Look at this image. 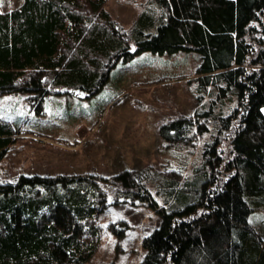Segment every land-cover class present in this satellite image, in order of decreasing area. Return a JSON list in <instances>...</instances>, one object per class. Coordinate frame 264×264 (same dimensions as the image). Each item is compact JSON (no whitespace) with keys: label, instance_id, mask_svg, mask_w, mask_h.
<instances>
[{"label":"trees","instance_id":"1","mask_svg":"<svg viewBox=\"0 0 264 264\" xmlns=\"http://www.w3.org/2000/svg\"><path fill=\"white\" fill-rule=\"evenodd\" d=\"M156 2L161 12L144 11L130 31L106 0H24L0 10V93L32 95L41 113L58 89L100 92L120 61L189 50L201 58L198 89L213 99L161 134L194 143L214 126L192 180L179 186L165 177V205L131 171L111 189L93 174L0 181V264L86 263L98 250L111 192L139 197L161 217L144 237L141 264H264V233L250 219L264 213V0ZM26 122L0 113V163Z\"/></svg>","mask_w":264,"mask_h":264},{"label":"rangeland","instance_id":"2","mask_svg":"<svg viewBox=\"0 0 264 264\" xmlns=\"http://www.w3.org/2000/svg\"><path fill=\"white\" fill-rule=\"evenodd\" d=\"M23 1L0 0V10L10 11ZM105 8L127 31L144 11L161 12L156 0H106ZM200 60L189 50L144 51L120 61L100 92L58 89L41 113L32 95L0 93V113L27 121L0 163V181H14L20 174H93L104 177L111 189L116 176L131 171L165 205V177L177 178L179 186L192 180L204 166L205 146L213 138L212 123L194 143H172L161 134L164 124L210 107L212 96L201 93L196 80ZM216 106L218 110L220 104ZM140 199L109 193L99 215L103 235L98 250L84 264H141L144 237L161 217ZM250 219L264 233V213L255 212Z\"/></svg>","mask_w":264,"mask_h":264},{"label":"water","instance_id":"3","mask_svg":"<svg viewBox=\"0 0 264 264\" xmlns=\"http://www.w3.org/2000/svg\"><path fill=\"white\" fill-rule=\"evenodd\" d=\"M123 200V199H122Z\"/></svg>","mask_w":264,"mask_h":264}]
</instances>
